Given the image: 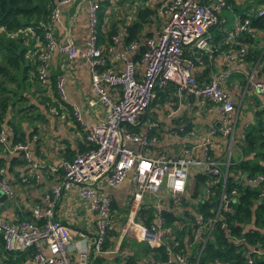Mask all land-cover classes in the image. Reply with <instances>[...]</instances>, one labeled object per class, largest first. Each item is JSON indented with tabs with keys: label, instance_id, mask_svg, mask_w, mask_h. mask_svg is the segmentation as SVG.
I'll list each match as a JSON object with an SVG mask.
<instances>
[{
	"label": "built area",
	"instance_id": "obj_1",
	"mask_svg": "<svg viewBox=\"0 0 264 264\" xmlns=\"http://www.w3.org/2000/svg\"><path fill=\"white\" fill-rule=\"evenodd\" d=\"M72 1L56 0L49 10L48 24L35 52V79L40 85L48 83L49 61L54 54L65 61H83L89 72L90 88L96 102L103 107V117L94 126L84 127L83 140L88 149L59 164L62 177L50 187L43 199V207L33 208L29 218L12 222L0 217L2 248L7 253L30 251L31 264H90L91 255L102 253L101 245L112 230L110 199L106 195H99L98 191L103 185L115 188L127 180L130 198L127 216L118 227L115 244L103 253L123 254L124 250L119 248L123 239H128L142 243L147 250L145 255L139 254L136 264H198L213 225L221 220L220 228H225L224 214L229 212L231 198L235 195L234 191H225V182L242 98L236 102L227 96L222 81L232 73L228 70L229 66L238 65L246 54V47L240 44V40L253 34L249 19L234 20L222 38L213 43L209 31L225 24L221 13L227 8L226 0H159L156 15L159 29L142 41L144 50L139 58L141 70L130 58V54L138 50L139 44L131 42L117 54L120 63L118 71L110 72L104 70L107 62L105 56L112 53L124 29L110 38L109 46L100 48L96 20L99 4L86 0L85 40L76 44L58 41L52 28L60 26V8ZM157 4L152 3L153 6ZM263 14L264 0L256 10L258 17ZM150 19L154 21L155 17ZM221 47L226 48L221 50ZM217 62L221 72L206 83L198 82L191 75L195 67H210ZM242 76L244 91L250 89L264 95V83L255 81V68ZM64 81L63 75L54 79V92L59 101L64 100ZM170 84L175 87V98L183 100L184 105L207 101L217 115V122L207 129L199 143L180 148L174 157L153 148L158 142L157 137L152 135L157 124L145 118L155 89H165ZM117 88L120 89V96L113 99L109 91ZM93 104L88 103L89 106ZM175 111L176 108L171 115ZM72 116L83 126L77 109H73ZM135 127L137 129L133 131ZM7 131L9 128L6 125L1 126V149L7 154L20 152L22 160L30 163L29 150L36 142V136L9 146ZM215 139L226 143L223 156L210 155L215 148ZM2 173L0 169V192L17 206L14 191L2 179ZM195 174H202L206 180L203 191L197 194L196 199H191ZM247 184L252 187L262 185L258 189V198L264 197V176L256 175L248 179ZM216 188H219L218 191ZM69 190H74L80 200L88 202V210L94 215L95 231L90 241L80 239L71 242L67 227L54 219L59 198ZM183 200L186 205H183ZM207 200L213 203V216L209 219L196 213L198 203ZM181 204L183 209L179 208ZM150 206L155 209L154 220L145 227L135 221V215L140 207L149 209ZM164 209L173 214L176 211V215L180 214L181 219L186 220L178 225L177 232L181 229L184 233L190 232L185 247L190 250L196 247L193 263L188 262L187 255L180 252L176 227L166 226L161 216ZM191 211L193 220L184 217V213L188 215ZM159 247L163 248L164 258L154 261L152 258L157 255L154 250ZM246 263L250 264V259Z\"/></svg>",
	"mask_w": 264,
	"mask_h": 264
},
{
	"label": "crops",
	"instance_id": "obj_2",
	"mask_svg": "<svg viewBox=\"0 0 264 264\" xmlns=\"http://www.w3.org/2000/svg\"><path fill=\"white\" fill-rule=\"evenodd\" d=\"M97 2L99 5L102 1H107L104 8L103 26L100 29L101 39L98 41L100 48L105 49L110 44L106 41L105 35L109 31L113 23L118 33L123 26L130 23L134 17L136 8L140 5L139 0H91ZM159 0L145 1L148 6L152 3L157 4ZM257 0H230L227 8L222 11L221 16L225 19V24L215 27L209 31L212 42L218 41L229 30L234 20L239 18V12L248 8L250 12L258 9L254 3ZM143 4V3H141ZM157 6V5H155ZM60 26L53 27L52 31L58 41H70L78 43L85 40L87 37V2L86 0H73L69 5L60 8ZM159 29V23L152 21L141 30V34L150 33L153 35ZM115 32V33H116ZM19 33L24 35L27 45V53L25 58H30L35 55L36 49L40 45L38 38L29 34ZM123 35V33H122ZM122 38V37H121ZM31 45L32 47H28ZM123 45L121 39L114 47L112 53L107 54L106 66L104 70L116 72L120 68V63L117 61V54L121 51ZM30 50H33L32 52ZM133 56V54H130ZM138 69L140 68L139 60L134 61ZM141 69H139L140 71ZM228 70L232 71L228 77L222 81V87L232 100L238 102L243 98L245 91L242 90L241 79L245 75L246 70L244 65H230ZM221 70L218 62L216 65L210 67H195L191 71V75L200 83H206L211 77L217 75ZM58 75L64 76V100L59 101L52 91L54 79ZM52 78V79H51ZM28 85H25L21 92L26 96L27 103L32 104L33 108L29 109L30 114L23 118V115H13L12 121L19 124L20 131L23 137L35 129L33 133L36 136V142L31 146L30 163L15 164L10 167L9 160L13 157H18L15 154H0V158L5 160L0 169L3 170L2 179L5 180L14 191V200L17 206L12 202L0 205V217L7 221H15L19 218H29L30 212L33 208L43 207V199L49 192L50 187L57 183L62 173L58 166L63 161L72 159L76 154L87 150L84 144V127L94 126L103 117V107L96 102V96L90 88L89 72L86 64L80 60L65 61L58 54H54L49 61V78L46 85H40L35 81L33 76L28 77ZM256 82L264 83V72L256 75ZM54 89V87H53ZM249 95L258 98L260 94L248 89ZM111 98L116 99L120 96V89L109 91ZM254 97V98H255ZM45 99H50L52 106L44 105L42 102ZM173 100H164L163 102H156L157 111L153 114L161 124V131H157L158 142L153 145L156 150L164 151L168 156H177L180 148L199 143L205 136L207 129L217 122V115L211 106L204 105L198 108L187 106L183 104V100L176 99L174 92L169 96ZM258 102L253 105L254 109L264 107V98L259 96ZM93 102L92 106L88 103ZM160 105V107L158 106ZM21 106L25 108L26 104ZM176 108L174 114L171 111ZM73 109L80 112L81 126L72 116ZM150 106L146 112H149ZM250 112L252 115L253 113ZM241 111L238 113V118ZM41 116L40 118L38 117ZM19 116L22 121L19 122ZM145 116V118H146ZM250 115L242 116L241 123L234 132V139L239 135V132L247 127L251 121ZM237 118V119H238ZM19 122V123H18ZM7 144H10L13 136L10 126H7ZM186 128V129H185ZM186 131L185 137L178 136V133L183 130ZM183 131V132H184ZM205 132V133H204ZM24 139V138H23ZM215 148L210 151L211 156L220 157L226 152V143L221 139L213 140ZM235 148V147H234ZM231 150V149H230ZM237 154V153H236ZM231 154V157L236 155ZM19 160L23 161L21 157ZM18 161V160H17ZM19 162V161H18ZM129 184L123 181L115 188L108 186H101L98 191L99 195H106L110 199V204L114 203L116 208L111 211V228L113 231L117 230L119 225V212H123V208L129 202ZM88 202L80 200L74 190L64 192L59 198L54 209V219L63 224L69 230L71 242H77L80 239L92 240L94 235V215L88 210ZM178 211V210H177ZM177 212L175 211L174 214ZM127 214V212H126ZM126 214L121 215L124 219ZM178 216H181L180 214ZM119 223V224H118ZM117 238V237H115ZM110 238L112 246L116 239ZM143 247V245H140ZM106 250V251H107ZM105 252V251H104ZM100 254H104L103 252ZM91 255L90 262L94 256ZM108 255V254H104ZM139 256V254L137 253ZM0 264H31L30 251L7 253L3 250L0 241Z\"/></svg>",
	"mask_w": 264,
	"mask_h": 264
},
{
	"label": "trees",
	"instance_id": "obj_3",
	"mask_svg": "<svg viewBox=\"0 0 264 264\" xmlns=\"http://www.w3.org/2000/svg\"><path fill=\"white\" fill-rule=\"evenodd\" d=\"M55 1L0 0V28L3 30L0 33V129L3 125L10 126L13 136L11 137L9 146L29 140L35 132V129H32L26 137H23L19 124L12 121L14 119L12 118L14 117L13 115L18 116L19 114L23 115V118L28 119L26 116L30 114L29 109L33 108L32 104L27 103L28 100L21 91L25 85L29 86L27 81L29 76H33L35 79V55H32L31 59L25 58L29 42L26 43L24 35H19V33L32 34L39 41H42L43 31L48 24L49 10ZM139 1L140 5L136 8L132 21L122 28L124 29L121 38L123 46L131 42L139 44L138 50L133 52V56L131 55L130 57L132 61L139 60L144 50L141 45L142 41L151 36L150 33L142 35L141 30L152 22L151 17H155L154 22H157L156 15L159 6L158 4L153 7L148 6L145 2L147 0ZM229 1L226 0V5ZM261 3L262 0H257L254 5L259 7ZM100 4L96 16L97 42L101 39L100 29L103 26L104 8L107 1H102ZM256 10L250 12L246 8L238 14L240 20L244 18L249 19V27L253 31L252 35L244 36L240 40V44L246 47V54L238 61V64L244 65L246 72L255 68V73L258 75V73L264 72V14L258 17ZM115 26H118L117 23H113L105 35L106 41L109 44L111 43L110 38L117 34ZM28 47L31 48L32 46L29 45ZM225 48L221 47V50ZM30 51L32 52L33 50ZM51 88L54 91L52 83ZM172 92H175V87L172 84L165 89H155L152 102L167 101ZM259 96L264 98V95ZM255 98V103H257L259 99L257 97ZM242 101L239 112L241 111ZM42 102L44 105L52 106L48 98L45 100L42 98ZM22 103L26 104L25 108L21 106ZM205 104L211 106L207 101L198 104H192L191 102L193 107L198 108L204 107ZM38 117L40 118L41 116L38 115ZM20 121H22L21 116H19ZM136 129L135 127L133 131ZM238 135L236 139L233 138V145L237 154L234 158L230 155L227 167L225 191H234L235 195L231 198L232 203L228 208L229 212L224 214L225 228H220L221 220H218L213 225L211 233L203 247L198 264H247V259H250V264H264V197L261 199L258 198V189L262 185L252 187L247 184V180L256 175L264 176V107L253 110L250 123ZM31 148L29 150L30 152ZM0 154L5 155L7 153L0 147ZM15 155L22 159L20 152H16ZM18 157H13L9 160L10 167L15 164L24 163ZM4 163L5 160L0 158V168ZM205 180L206 177L202 174H195L193 176L191 199H196L199 191L204 188ZM218 189L216 188V191ZM129 203L130 198L127 205L124 206L123 212L118 213L120 215L118 217L120 224L124 221L121 215L126 214ZM182 203L183 205L187 204L184 200ZM212 204V202L209 203V200L202 203L199 202L196 206V213L202 214L207 219L211 218L213 216ZM183 205L181 204L179 208L183 209ZM115 208L114 203H111L110 212L114 211ZM193 212L191 211L188 215L184 213V217L193 220ZM154 213L155 209L152 206L149 209L140 207L136 212L135 221L148 227L153 223ZM161 216L166 226L176 227L175 234L176 239L180 243V252L183 255H187L188 262L193 263L194 249L196 247L193 246L191 250L185 247L190 232L187 231L184 233L182 229L177 232L178 225L185 223L186 220L184 221L181 219V216L173 214L168 209L162 210ZM173 222H176V224L173 225ZM120 224L117 225V230ZM117 230L113 231L112 229L107 233L101 245V252L106 251L112 246L110 238L117 237ZM131 244L132 240L123 239L119 248V250H124L123 254L119 256L97 254L92 258L90 264H136L137 253L145 255L147 250L145 247L139 248L140 244L135 247ZM253 249L258 253L253 252ZM154 251L157 255L152 259L154 261H162L164 258L163 248L159 247Z\"/></svg>",
	"mask_w": 264,
	"mask_h": 264
},
{
	"label": "rangeland",
	"instance_id": "obj_4",
	"mask_svg": "<svg viewBox=\"0 0 264 264\" xmlns=\"http://www.w3.org/2000/svg\"><path fill=\"white\" fill-rule=\"evenodd\" d=\"M229 5V4H228ZM241 85H242V90L244 89V86H245V82H244V79H243V77H242V79H241ZM251 96V98H249ZM255 99L256 98H254V96L253 95H249V92H246L245 93V95H244V97H243V101H242V105H241V114H240V116H239V118L237 119V122H236V128L240 125V123H241V117L242 116H247V115H250V116H252L251 114H250V112H252V108H253V105L255 104ZM168 100H173L172 98H169ZM167 100V101H168ZM157 104L155 103V101L154 102H152L151 104H150V109H149V112L147 113V116H146V120H151V121H154L156 124H157V128L156 129H154V131L152 132V135H154V136H156V137H158V134H157V131H161L162 130V128H161V124H159V122H158V120L156 119V117L154 116V114H153V112L154 111H157V106H156ZM159 107H160V105H158ZM159 110V109H158ZM174 133L176 134V135H178V136H184L185 137V134H186V131H184L183 132V130H181L179 133L177 132V131H174ZM205 133V132H204ZM230 153L231 154H236V149L234 148V146H232L231 145V150H230ZM235 157V156H234ZM234 157H232V158H234ZM126 182H128L127 180H126ZM203 191V189H201L200 191H199V193H201ZM142 245V243H139V242H137V241H134V240H132V246L133 247H135V246H138V245Z\"/></svg>",
	"mask_w": 264,
	"mask_h": 264
},
{
	"label": "water",
	"instance_id": "obj_5",
	"mask_svg": "<svg viewBox=\"0 0 264 264\" xmlns=\"http://www.w3.org/2000/svg\"><path fill=\"white\" fill-rule=\"evenodd\" d=\"M6 197L0 192V205L7 204ZM213 205V204H212Z\"/></svg>",
	"mask_w": 264,
	"mask_h": 264
}]
</instances>
